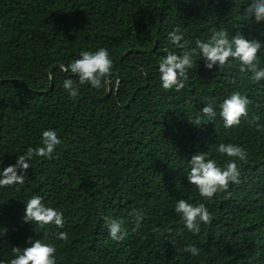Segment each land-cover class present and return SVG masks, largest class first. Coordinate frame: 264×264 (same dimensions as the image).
I'll use <instances>...</instances> for the list:
<instances>
[{"label":"trees","instance_id":"16d2710c","mask_svg":"<svg viewBox=\"0 0 264 264\" xmlns=\"http://www.w3.org/2000/svg\"><path fill=\"white\" fill-rule=\"evenodd\" d=\"M250 3L0 0V172L27 148L42 146L43 131L54 129L62 140L51 159L34 158L23 185L0 187V264L14 258V246L30 247L29 238L54 244L57 264H264V131H257L264 125V79L253 82L237 61L208 70L197 54L176 92L162 88L158 67L165 49L184 51L168 39L176 27L188 49L219 30L264 43V22L242 19ZM101 47L114 62L102 88L61 71L81 51ZM258 64L264 69V49ZM65 79L79 86L74 100ZM233 92L252 103L248 118L226 129L219 106ZM207 103L215 121L195 125ZM220 143L243 147L248 160L237 161L240 183L208 201L187 171L197 153L223 166L230 158L217 151ZM33 195L63 213V229L23 220ZM180 199L205 203L211 213L198 235L175 212ZM134 211L144 217L139 224ZM104 216L123 221V241L111 239ZM60 231L67 242L57 239ZM188 245L199 255L185 252Z\"/></svg>","mask_w":264,"mask_h":264},{"label":"clouds","instance_id":"9594fccd","mask_svg":"<svg viewBox=\"0 0 264 264\" xmlns=\"http://www.w3.org/2000/svg\"><path fill=\"white\" fill-rule=\"evenodd\" d=\"M255 18L257 24L264 22V0H251L246 7L242 19L250 20ZM168 39L179 49L184 50L182 55L165 49L166 56L161 57L159 61V78L161 86L165 90H175L180 92L185 88L188 82V71L193 66L194 55H203L206 59L205 67L208 70L218 66L219 70L232 66V61L239 62L241 72H251V79L259 83L264 79V69L258 64L259 54L264 49V43L259 40H249L243 34H236L229 38L226 31H215L207 41L197 39L196 48L188 49L189 41L185 39L182 30L176 27L170 32ZM183 41V43H182ZM198 50V51H197ZM61 71L76 74L79 85L90 84L93 88L100 89L108 80L114 69V62L106 48H99L97 51H81L79 58L74 59L66 67L61 65ZM103 82V83H102ZM63 88L70 94L74 100L79 94V86L72 79L63 81ZM252 101L240 92H233L221 104L219 112L220 118L224 122L226 129L239 126L242 119H247L249 112L248 106ZM215 106L207 103L201 114L205 119L198 116L194 122L195 125L201 123H212L217 117ZM259 121V117H255ZM193 123V122H192ZM257 131H264V125L257 123ZM62 143L58 133L54 129H48L42 133V146L29 147L24 154L17 157L14 165H10L0 172V187H12L23 185L28 170L32 168L34 158L51 159L57 146ZM217 151L221 155H226L230 159L220 166L217 160L210 158L208 153H197L192 156L189 164L190 170L187 171L188 181L194 185L199 192V196L211 201L218 193L228 192L231 184L240 183V167L237 161L246 162L248 160L247 151L232 143H220L217 145ZM230 194V193H229ZM40 195L31 196L26 202V210L23 220L39 226V229H45L48 225H53L57 229L65 227V219L60 210L46 206ZM175 212L181 217L186 228L194 235L201 232V224H208L211 221V213L205 203H189L185 199H180L175 205ZM136 216V222L139 224L144 217L138 211L133 213ZM105 226L108 229L109 236L114 241H123L128 231L124 227L122 220H116L110 216H104ZM37 231V229H36ZM153 232H160V229L153 226ZM165 231H171L170 229ZM38 232V231H37ZM47 235V233L45 232ZM57 239L67 242L69 236L67 232L60 231L56 233ZM30 247H13V259L9 264H57V248L54 244L44 243L42 240H32L29 238ZM185 252L198 256L199 249L194 245H188Z\"/></svg>","mask_w":264,"mask_h":264},{"label":"water","instance_id":"95a60500","mask_svg":"<svg viewBox=\"0 0 264 264\" xmlns=\"http://www.w3.org/2000/svg\"><path fill=\"white\" fill-rule=\"evenodd\" d=\"M156 43H157V42L155 41V45H156Z\"/></svg>","mask_w":264,"mask_h":264}]
</instances>
